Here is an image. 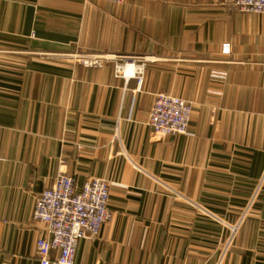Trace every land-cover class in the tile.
Listing matches in <instances>:
<instances>
[{"label":"crops","instance_id":"0c3cea01","mask_svg":"<svg viewBox=\"0 0 264 264\" xmlns=\"http://www.w3.org/2000/svg\"><path fill=\"white\" fill-rule=\"evenodd\" d=\"M150 59L136 79L65 54ZM193 103L155 139L157 94ZM109 185L76 264H264V15L222 0H0V264H40L36 200Z\"/></svg>","mask_w":264,"mask_h":264},{"label":"built area","instance_id":"2783aa9c","mask_svg":"<svg viewBox=\"0 0 264 264\" xmlns=\"http://www.w3.org/2000/svg\"><path fill=\"white\" fill-rule=\"evenodd\" d=\"M123 5L126 0H96ZM241 13L264 15V0H222ZM76 64L102 69L114 63L116 76L136 79L134 93L142 91L149 58L113 54H65ZM193 103L160 93L156 95L149 125L155 139L188 135ZM108 183L99 178L86 182L78 192L72 177L61 173L36 200L33 219L44 226L45 235L38 239L36 253L40 264H76L79 243L98 237L103 226L113 219L109 209Z\"/></svg>","mask_w":264,"mask_h":264}]
</instances>
